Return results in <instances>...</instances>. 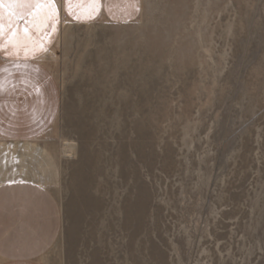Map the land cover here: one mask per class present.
Wrapping results in <instances>:
<instances>
[{
    "label": "rangeland",
    "instance_id": "rangeland-1",
    "mask_svg": "<svg viewBox=\"0 0 264 264\" xmlns=\"http://www.w3.org/2000/svg\"><path fill=\"white\" fill-rule=\"evenodd\" d=\"M47 64L44 264H264V0H143L130 25L68 24Z\"/></svg>",
    "mask_w": 264,
    "mask_h": 264
},
{
    "label": "crops",
    "instance_id": "crops-1",
    "mask_svg": "<svg viewBox=\"0 0 264 264\" xmlns=\"http://www.w3.org/2000/svg\"><path fill=\"white\" fill-rule=\"evenodd\" d=\"M71 2L54 0L53 16L48 9L29 16V9H17L25 18L13 21L21 31L19 45H8L0 51V264H44V253L54 244L61 230V210L54 196L62 179L54 152L44 141L58 121L63 104L62 87L47 64L48 56L58 46L64 31V20L70 24L90 25L100 21L130 25L143 12V0H95L70 15ZM9 8H0L3 37L9 35ZM30 29V39L22 31ZM47 51H39L44 33ZM3 43V39H0ZM35 50V55H27ZM18 52V54H16ZM14 65H19L14 67ZM39 88V94L37 93Z\"/></svg>",
    "mask_w": 264,
    "mask_h": 264
},
{
    "label": "snow or ice",
    "instance_id": "snow-or-ice-1",
    "mask_svg": "<svg viewBox=\"0 0 264 264\" xmlns=\"http://www.w3.org/2000/svg\"><path fill=\"white\" fill-rule=\"evenodd\" d=\"M77 4V11H74L71 2H69L68 5V12L70 15H73L75 18H79L78 12L81 8L85 7L84 0H75ZM95 0H88V3H94ZM7 4L9 8V35L6 39H4V25L0 23V39H3V43H0V51H6V48L8 45H11L13 49H17L19 45L18 41V34L21 31L18 24H14L13 21H19L25 18V14L21 11L18 12L17 9H29L28 15L29 16H35L36 12H33L32 9H35L37 11H41L44 9H48L53 16L58 15V10L51 7V5L54 4V0H0V8H3ZM0 20H2V17H0ZM24 35L30 37V29L27 26H24L22 29ZM50 39L49 33H44V39L40 41L39 43V51L44 52L47 51L46 43L45 41H48ZM18 54V52L16 53ZM27 55H35V50L32 51V53H27ZM19 65H14V67H18ZM0 71H5V69H0ZM4 90V82L0 80V92H3ZM37 93L39 94V88H37Z\"/></svg>",
    "mask_w": 264,
    "mask_h": 264
},
{
    "label": "bare ground",
    "instance_id": "bare-ground-1",
    "mask_svg": "<svg viewBox=\"0 0 264 264\" xmlns=\"http://www.w3.org/2000/svg\"><path fill=\"white\" fill-rule=\"evenodd\" d=\"M68 24H70V22L68 20H64V29L66 28V26ZM66 153H69L70 154V153H72V151L71 150H66ZM137 210H138L137 204H134V205H132L130 207H127L125 209V214L127 215V217H129L128 219L130 221H133V222L138 223V212H137ZM132 213H135V216L134 217H131L132 216L131 215Z\"/></svg>",
    "mask_w": 264,
    "mask_h": 264
}]
</instances>
